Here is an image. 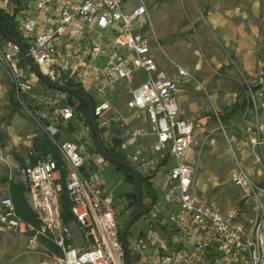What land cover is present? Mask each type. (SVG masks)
Returning <instances> with one entry per match:
<instances>
[{
	"label": "built area",
	"instance_id": "obj_1",
	"mask_svg": "<svg viewBox=\"0 0 264 264\" xmlns=\"http://www.w3.org/2000/svg\"><path fill=\"white\" fill-rule=\"evenodd\" d=\"M128 1L0 0V12L16 26L21 44L44 74L93 94L105 147L118 140L129 163L154 187L156 178L164 176L163 198L153 205L149 199V212L142 217L148 226L145 235L128 242L131 264H264V186L254 180L242 157L247 153L255 164L264 160V55L260 72L245 84L255 116L252 146L235 140L234 146L227 138L240 201L221 211L198 192V163L190 158L204 145L205 127L180 116V82L197 80L176 63L177 77L159 66L144 32L150 21L148 7L138 0L135 8L125 10ZM0 64L12 78L20 109L60 155L58 161L31 150L36 162L22 168L15 181L26 187L37 224L25 220L13 198L3 195L0 231L28 237L30 249L42 240L58 249L32 264H126L120 211L102 177L109 163L91 149L87 129L80 134L87 138L83 142L61 133L77 120L70 94L47 87L31 71L14 38L0 46ZM139 72L144 80L126 103L129 114L113 113L115 88L133 83ZM142 113L146 119L136 125L143 121ZM244 146L248 148L241 151ZM64 192L77 235L62 216ZM156 224L166 233L157 231Z\"/></svg>",
	"mask_w": 264,
	"mask_h": 264
},
{
	"label": "rangeland",
	"instance_id": "obj_2",
	"mask_svg": "<svg viewBox=\"0 0 264 264\" xmlns=\"http://www.w3.org/2000/svg\"><path fill=\"white\" fill-rule=\"evenodd\" d=\"M219 1L225 7L235 9L241 5L249 8V4L254 0H144L150 16L149 24L147 23L144 32L152 41V47L160 62V67L170 74L174 73V63L188 69L197 80V82H192L193 86L201 87L198 92L209 101L208 97L214 96L215 99H212L214 109L223 116V114H229L236 105L241 106L245 99V90L244 78L240 75L239 66L229 56L230 48H225L220 40L218 41L203 16V14L206 15L207 8ZM261 2L264 3V0ZM137 4L138 0H129L124 9L135 8ZM4 43L3 36H0V46ZM105 62H102L101 65H104ZM119 93L112 95V99L116 100L118 107L129 98V90L123 89ZM13 98L17 101L12 78L8 70L0 64V196L4 193L9 195L11 179L15 181L22 168L36 162L37 158L30 155L34 148L33 141L43 138L44 134L23 110L14 108ZM70 100L77 108L79 105L77 99L70 98ZM209 108L212 110V104L209 105ZM12 111L16 114L13 118H9ZM76 112L79 111L76 110ZM80 115L83 114L80 113ZM221 119V123H217V128L223 127L225 132L220 129L218 133L221 131V134L212 135L213 138L215 137L217 155L213 157L208 155L210 145L206 142L202 154L203 162L198 169L200 174L203 172V168L207 167L210 175L214 176L216 170L212 163L215 159L219 160L220 165L218 164L217 168H222L218 172L223 181L219 180L218 187L210 186L207 197L225 210L236 205L238 203L236 199L240 197L238 190L230 182L234 161L230 154L231 145L227 138L231 142L233 141L234 146L235 141L247 140L248 147H251L250 136L255 116L249 110L241 109L229 122H224V117ZM80 124L83 125V128ZM236 126L240 130V136L236 133ZM82 129H87L89 133L88 141L91 144V149H97L93 130L86 118H77L74 124L64 127L61 133L64 138L69 139L75 136L77 141L83 142L87 138L80 137ZM205 138L206 134L203 136L204 140H206ZM248 147L242 148L241 151ZM44 149V155H52L59 161L60 155L55 146L48 143ZM246 154L244 153V157L246 156L245 166L251 170L254 180L263 184L264 160L260 164H255L254 159L247 157ZM259 171L263 173L262 178L258 177ZM102 177L115 197L117 208L120 211L119 223L123 229L133 216L136 206L133 197L134 185L127 183L122 173L118 172L111 164L104 171ZM163 184L164 181L159 178L157 188L160 191L163 189ZM148 199L152 200L144 192L143 203H147ZM64 222L77 235V225L72 221L67 222L65 219ZM145 226H147L146 221L141 218L131 228L128 237L137 236L144 231ZM155 227L157 231L166 233L163 226L156 224ZM28 245V237L10 231H0V264H32L39 260L43 253L58 252L53 243L44 240L31 249Z\"/></svg>",
	"mask_w": 264,
	"mask_h": 264
},
{
	"label": "crops",
	"instance_id": "obj_3",
	"mask_svg": "<svg viewBox=\"0 0 264 264\" xmlns=\"http://www.w3.org/2000/svg\"><path fill=\"white\" fill-rule=\"evenodd\" d=\"M248 10V11H247ZM206 15L203 14L206 18V24L210 28L211 32L218 38V41L224 45L225 48H230V58L239 66V72L240 75L244 78V90H245V99L243 100L242 105L246 104L245 108L242 109L243 111L249 110L251 112L250 107L248 106V102L246 99V81L253 80L255 76L260 72L261 70V62L264 55V3L261 2V0H254L251 4H249V8H246L245 5H241L240 7H237L235 9H231L228 7H225L220 1L217 3L212 4L210 8H207ZM3 36V35H2ZM6 40V39H4ZM157 58V57H156ZM158 64L160 66V62L157 58ZM102 63V62H101ZM100 63V65H101ZM227 65V64H225ZM181 66V65H180ZM184 67V66H182ZM185 68V67H184ZM163 69V68H162ZM144 74L143 72H139L136 76V79L133 83H122L119 86L115 88L114 94L119 93L123 89L129 90V98L125 101V103L118 107V103L116 100L112 99V106L113 110L112 112H122L124 114H129V111L126 107L127 101L131 98L133 91L141 84V82L144 80ZM172 76H176V71L174 68V73ZM194 83L189 81L181 80L180 82V90H179V105L181 108L180 116L184 119L192 120V121H198L205 127V134H206V140L204 144L210 145V152L208 153L209 156L213 157L216 156V144H215V137L213 138V134L218 136L222 132L218 133V131L221 129L225 132L224 128H217V123L222 121L218 120L215 112H214V106H213V100L215 99L213 97H208L210 99L207 100L206 97H203V95L198 92L201 87H195L193 86ZM90 94V93H89ZM95 94V93H94ZM120 94V93H119ZM92 93L90 96L92 97ZM236 96V94H234ZM213 99V100H212ZM17 102V101H16ZM212 104V110L209 108V105ZM238 106V105H236ZM235 106V107H236ZM75 107V106H74ZM234 107V108H235ZM234 108L231 110L229 114H223V116L220 114L221 117H224L227 122H229L231 119H233V116L236 115V113H233ZM239 112V111H238ZM237 112V113H238ZM77 113V112H76ZM80 113H77V118H85L83 115L81 116ZM16 112H14L15 116ZM262 115V122L264 123V110L261 112ZM13 116V117H14ZM12 117V118H13ZM143 121H136V125H140L142 122L145 121L146 115L142 113ZM223 119V121H224ZM225 122V121H224ZM226 122V123H227ZM236 133L238 136H240V130L239 128H235ZM234 138V137H233ZM71 139H76L75 136ZM228 140V139H227ZM244 141V140H241ZM247 141V140H245ZM48 143H51L47 136L43 134V138H38L33 141L34 148L38 150L41 154L45 152V147L48 145ZM110 149H114L115 151L121 153L123 156L126 157L125 153L121 150L119 146V141L117 140L113 147H106ZM203 147L197 148L195 150V153L190 157L192 161H196L198 163V167H201V164L203 162ZM231 154V153H230ZM242 153V157L245 160V157ZM241 157V153H240ZM234 161V160H233ZM218 164L220 165V162L218 159L214 160V163H212L214 169L216 170L215 175L211 176L208 172V168L204 167L203 172L199 174L198 169V187L197 190L200 194H202L208 202L214 204L217 208H219L221 211H226L228 209H222L220 206L215 204L214 202L210 201L207 197L209 187L213 186L218 187L220 184V179L223 181L222 177L219 176L220 169L217 168ZM234 168L231 170L230 174V182L231 185L234 186L232 182V175L235 170V162ZM204 165V164H203ZM245 165V164H244ZM247 167V166H245ZM248 168V167H247ZM249 169V168H248ZM250 170V169H249ZM251 172V170H250ZM258 177L262 178L263 173L259 171ZM161 178L163 181L165 180L163 175H159L156 178V181ZM226 178V177H225ZM264 179V178H262ZM264 181V180H263ZM11 182V181H10ZM9 182V186L10 183ZM15 184L16 181H12ZM258 183V182H257ZM260 184V183H259ZM264 186L263 184H260ZM157 192V202H159L164 194L163 190H159V188L154 187ZM236 188V187H235ZM238 190V188H236ZM239 192V190H238ZM8 194L11 196V189L9 188ZM240 194V192H239ZM7 195V194H3ZM2 195V196H3ZM26 199L29 203V196L28 191L25 194ZM149 200V199H148ZM147 200V202H148ZM240 200L237 198L236 201ZM156 202V203H157ZM147 205V203H145ZM231 208V207H230ZM160 225V224H158ZM161 226V225H160ZM147 226H145L146 228ZM144 228V229H145ZM143 232V231H142ZM142 232L139 233L137 236L142 235ZM129 235V234H128ZM136 237V236H135ZM134 238V237H132ZM128 237V242L132 239ZM191 245V244H190Z\"/></svg>",
	"mask_w": 264,
	"mask_h": 264
},
{
	"label": "water",
	"instance_id": "obj_4",
	"mask_svg": "<svg viewBox=\"0 0 264 264\" xmlns=\"http://www.w3.org/2000/svg\"><path fill=\"white\" fill-rule=\"evenodd\" d=\"M12 28L14 29L15 36L14 40L15 42L20 45L23 55L26 57V60L30 66L31 71L49 88L61 91L68 94H76L81 95L87 104L88 112H89V118L91 121V126L94 132V137L97 144V150L99 154L111 165L123 167L129 170L132 175L134 176L135 181V188H136V206L134 208L133 216L130 218L126 226L121 230V241L123 243V247L126 253V264H131V254L128 244L127 236L131 230V228L135 225L136 222H138L142 216H143V183L142 178L139 172L135 169V167L125 160H119L116 158L111 157L108 154L107 148L104 145L101 132L99 130V126L97 123L96 116L94 114V102L92 100V97L90 96L89 92L86 91L83 87L71 84V83H62L56 80H53L48 75L44 74L35 60L32 56H30L28 50L26 47H24L18 37L16 26L11 22ZM0 32L4 35V30L0 27Z\"/></svg>",
	"mask_w": 264,
	"mask_h": 264
},
{
	"label": "trees",
	"instance_id": "obj_5",
	"mask_svg": "<svg viewBox=\"0 0 264 264\" xmlns=\"http://www.w3.org/2000/svg\"><path fill=\"white\" fill-rule=\"evenodd\" d=\"M0 27L5 32L4 35L2 34L4 39L14 38L15 32H14V29L12 28L11 21L6 16H4L1 12H0ZM70 98L77 99V101L79 102V105L77 106L76 110L79 112H82L84 114L85 118L88 121V124L91 126L88 107H87L85 99L81 95H76V94H70ZM12 102H13L14 108L19 110L20 106H19L18 102H16L14 100V98H13ZM71 103H72V105H74V103L72 101H71ZM245 106H246V104H244L242 106H236L233 110V113H237L241 109H244ZM13 116H14V112L12 111L9 114V118H12ZM224 121L227 122V120H225V119H224ZM91 128H92V126H91ZM107 151H108V154L113 158L128 161L127 158H125V156H123L121 153L115 151L114 149L107 148ZM114 167L118 172L122 173V175L125 177V180L127 183L134 185L133 197L135 199L134 203H136V188H135L134 176L126 168L118 167V166H114ZM10 183H11L10 184L11 197L13 198V200L16 204V207L18 209L19 214L25 220L37 224L35 214L32 212V210L29 206L28 200L25 197V194L27 193L26 187L23 184H15L12 181ZM142 183H143V195L145 192L149 197L152 198V205L155 204L157 202L158 197H157V192H156L154 186L151 183H149V181L145 178H142ZM142 207H143V216L142 217H144L149 212L150 207L146 206L144 203H143ZM62 216H64L63 218L67 222H71L73 219V215L71 212V202H70V199H69L67 192H64L62 195ZM146 231H147V227L142 232V236L145 235ZM128 236H127V239H128Z\"/></svg>",
	"mask_w": 264,
	"mask_h": 264
}]
</instances>
